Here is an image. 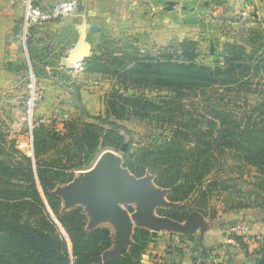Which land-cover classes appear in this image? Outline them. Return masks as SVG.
<instances>
[{
  "label": "rangeland",
  "instance_id": "obj_1",
  "mask_svg": "<svg viewBox=\"0 0 264 264\" xmlns=\"http://www.w3.org/2000/svg\"><path fill=\"white\" fill-rule=\"evenodd\" d=\"M55 1L38 0L46 19L30 28L25 46L19 45L20 61L0 74V179L24 182L27 159L35 175L36 164L64 167L70 181L56 183L51 193L61 198V210H71L97 163L111 162L122 190L127 182L145 178L165 193L167 203L153 221L165 229L159 240L165 239L148 244L147 251L154 252L142 264H264V172L245 158L238 160L229 148L220 155L223 144L217 145L224 134L264 127V67L234 61L241 67L231 69L229 84L197 90L176 87L182 73L174 68L207 67L219 80L237 47L248 56H263L264 23L226 12V0H75L72 10L59 14L51 7ZM170 1L174 6L166 10ZM81 39L87 56L64 66ZM216 115L226 116L225 125ZM87 124L100 136L97 146L82 150L75 139ZM194 129L213 131L217 163L200 186L203 198L194 202L192 194L182 203L170 202L168 189L154 184L147 164H159L155 150L175 130L188 134L183 147H193ZM128 154L145 164L141 177L123 166ZM100 192L115 200L108 190ZM179 206L185 208L168 211ZM194 212L213 230L211 244L200 239L204 230L192 233L179 225ZM110 240V247L86 264L119 257L123 251L114 253ZM117 240L116 246L124 244V236Z\"/></svg>",
  "mask_w": 264,
  "mask_h": 264
},
{
  "label": "trees",
  "instance_id": "obj_2",
  "mask_svg": "<svg viewBox=\"0 0 264 264\" xmlns=\"http://www.w3.org/2000/svg\"><path fill=\"white\" fill-rule=\"evenodd\" d=\"M237 50L233 60L227 63L230 69L221 71L224 77L219 80H215V75L207 67L175 65V71L182 73L175 86L197 90L207 87L209 83L229 84L234 79L231 69L241 67L234 61H249L247 66L252 68L260 64L264 67V54L255 56V52H252L248 56L240 47ZM216 118L221 126L225 125L226 116L216 115ZM210 123L214 126L212 120ZM98 131L95 125L87 124L75 142L82 150L94 148L100 136ZM190 134L193 147H183L188 144V134L175 130L172 138L155 150L153 160L159 164H154L152 160L147 164V169L155 176L154 184L168 189L167 200L170 202L182 203L192 194H195L194 202H197L198 197L203 198L205 189H200V186L209 181L207 177L212 171V164L217 163L213 131L194 129ZM107 135L105 133V138ZM220 144H223L218 152L220 155L224 148H229L238 160L245 158L264 172L263 126L259 130L245 129L237 135L224 134L217 145ZM123 166L137 178L146 171L141 157L129 154L124 157ZM62 168L36 164L35 175L27 159L24 182L20 179L16 182L0 179V264H86L110 247L108 229L87 231L86 215L80 207L61 210V199L51 190L56 183L70 181V175L64 174L66 168ZM58 177L63 179L57 181ZM184 208L179 206L168 211L179 212ZM132 240L133 244L119 257L100 264H142V256L152 241L150 233L146 229L135 228Z\"/></svg>",
  "mask_w": 264,
  "mask_h": 264
},
{
  "label": "crops",
  "instance_id": "obj_3",
  "mask_svg": "<svg viewBox=\"0 0 264 264\" xmlns=\"http://www.w3.org/2000/svg\"><path fill=\"white\" fill-rule=\"evenodd\" d=\"M22 1L0 0V74L2 76L6 73L8 66L20 61L18 51L20 46L14 36L17 34L21 20ZM82 8V6L79 7L80 10ZM224 8L226 12L236 10L235 12H240L242 16L247 15L249 20L264 23V0H226ZM52 24H54V20L51 23L44 24L43 27H49ZM78 60L79 58L74 63H77ZM1 81L3 80L0 79ZM133 183L135 184L134 192L125 201L110 200L105 193L103 194L100 191H89L76 195L75 206H80L84 210L86 227L89 229L107 228L110 238L115 241L114 253L125 251V248L133 244L132 234L135 228H144L149 231L153 237L151 245L154 241L159 240V235L162 231H165L153 222L155 219L160 218L156 210L164 207L167 203L165 193L154 187L152 182H147L145 178H139ZM128 184L129 182H127ZM96 196L99 198L95 199ZM179 225L185 227L187 231H192V233L197 231V233H201L204 230L202 236L200 235V239L207 244H211L209 235L213 230L208 229L210 228L209 224L200 213L189 214L183 224L180 223ZM121 236H124V244L116 246L117 239ZM162 238L165 239V236H162ZM161 240L159 241L161 242ZM151 252L147 251L142 256V261L146 256L149 262L151 260L150 256H152Z\"/></svg>",
  "mask_w": 264,
  "mask_h": 264
},
{
  "label": "water",
  "instance_id": "obj_4",
  "mask_svg": "<svg viewBox=\"0 0 264 264\" xmlns=\"http://www.w3.org/2000/svg\"><path fill=\"white\" fill-rule=\"evenodd\" d=\"M173 6L174 2L170 1L167 3L165 9L171 10ZM88 52L89 48L86 45V42L84 39H81L71 57H79L80 60H83ZM63 65L69 67L66 65V62H63ZM94 172L95 176L83 184L84 193L89 191L108 190L109 193L119 201H125L132 196L135 184L133 182L129 183L126 188L122 190L120 188V174L114 170V166L111 162L100 160L97 163Z\"/></svg>",
  "mask_w": 264,
  "mask_h": 264
},
{
  "label": "built area",
  "instance_id": "obj_5",
  "mask_svg": "<svg viewBox=\"0 0 264 264\" xmlns=\"http://www.w3.org/2000/svg\"><path fill=\"white\" fill-rule=\"evenodd\" d=\"M75 0H70L67 2L62 0H57L52 4V9L55 14H59L62 12H66L68 10H72L71 7L75 6ZM44 6L38 2V0H26L23 13L21 16V20L18 25V31L15 37L18 44L21 46H25V42L27 41L28 37L30 36V28L34 25L39 24L41 21L46 19V15L44 12ZM238 229H242L245 231L247 226L239 225L237 226Z\"/></svg>",
  "mask_w": 264,
  "mask_h": 264
},
{
  "label": "bare ground",
  "instance_id": "obj_6",
  "mask_svg": "<svg viewBox=\"0 0 264 264\" xmlns=\"http://www.w3.org/2000/svg\"><path fill=\"white\" fill-rule=\"evenodd\" d=\"M79 57H76L75 59L74 58H70L71 59V61L68 59V61H67V65L70 67L71 65H72V63H74L77 59H78ZM74 59V60H73ZM80 60V59H79Z\"/></svg>",
  "mask_w": 264,
  "mask_h": 264
}]
</instances>
